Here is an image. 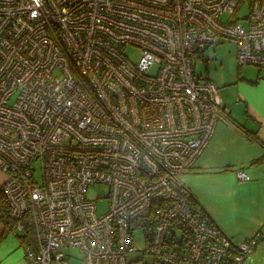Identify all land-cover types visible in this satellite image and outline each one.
I'll list each match as a JSON object with an SVG mask.
<instances>
[{
    "label": "built area",
    "instance_id": "obj_1",
    "mask_svg": "<svg viewBox=\"0 0 264 264\" xmlns=\"http://www.w3.org/2000/svg\"><path fill=\"white\" fill-rule=\"evenodd\" d=\"M222 39L238 67H264V0H0V190L11 232L26 234L27 213L33 223L27 264L62 263L67 247L89 264L252 253L257 238L202 218L183 178L232 121L219 87L195 75L196 55ZM94 183L108 186L101 213Z\"/></svg>",
    "mask_w": 264,
    "mask_h": 264
},
{
    "label": "crops",
    "instance_id": "obj_2",
    "mask_svg": "<svg viewBox=\"0 0 264 264\" xmlns=\"http://www.w3.org/2000/svg\"><path fill=\"white\" fill-rule=\"evenodd\" d=\"M221 99L232 121L217 124L194 167L183 178L200 208L223 231L237 239L257 238L256 252L264 243V146L249 141L244 128L256 130L264 141V67H238ZM256 159L259 161L252 162ZM237 169L249 172L250 179L238 180ZM5 177L0 171V183ZM2 231L0 222V235ZM18 241L10 236L0 238V264L4 255L18 248ZM62 252L65 261L52 264H89L75 247ZM23 258L19 254L8 264H26ZM143 258L142 251H135L126 264H145Z\"/></svg>",
    "mask_w": 264,
    "mask_h": 264
},
{
    "label": "rangeland",
    "instance_id": "obj_3",
    "mask_svg": "<svg viewBox=\"0 0 264 264\" xmlns=\"http://www.w3.org/2000/svg\"><path fill=\"white\" fill-rule=\"evenodd\" d=\"M247 0H245L246 2ZM242 13L241 11H239ZM235 43L233 40L222 39L220 42L216 44H209L206 48L202 50V52L196 55L195 60V72L197 76L200 77H208L212 80L217 87L219 88L220 97L223 96V89L227 87L229 84V80L232 76H234V72L238 68L236 60V49ZM36 176V175H35ZM38 176V170H37ZM39 177V176H38ZM37 177V178H38ZM108 186L104 183H94L88 186L87 188V196L97 201L98 212H104L107 207V199L106 195L108 193ZM102 198L100 199V197ZM6 236L15 237L18 241L17 236L14 235L13 232H9ZM142 232L138 230L136 232V241L138 244L142 243ZM2 249V248H0ZM1 251V250H0ZM25 250L22 245L18 244V248L13 250L11 253L3 256V264H8L11 261L17 259L19 257L23 258L25 256ZM245 260L242 264H264V243L258 246V250L256 252L253 250L252 253H249L245 256ZM23 261L27 259L23 258ZM150 259L144 255L142 261L145 264H150ZM17 264V263H15ZM18 264H21L18 263Z\"/></svg>",
    "mask_w": 264,
    "mask_h": 264
},
{
    "label": "trees",
    "instance_id": "obj_4",
    "mask_svg": "<svg viewBox=\"0 0 264 264\" xmlns=\"http://www.w3.org/2000/svg\"><path fill=\"white\" fill-rule=\"evenodd\" d=\"M244 132H245V136L248 138L249 141L251 142H256L258 144H260V146H264V141H262L256 130L251 131V130H246L244 128ZM259 161V159L253 160L252 162H257ZM7 201L5 196L2 194V191L0 190V222L3 225V231L0 235V238H3L6 236V234H8L9 232H11V227H12V223L13 220L12 218H10L9 215V206H7ZM195 205V210L201 215L202 218H207L208 220L213 221L210 217H208V215L202 210V208H200L197 200L194 198V203ZM25 217V229H26V234L24 236H21L18 238V242H20V245L23 246V248H25L26 246H31L32 248L36 247V242L35 240V236H34V227H33V223L31 221L30 215L29 213L26 214ZM151 264V263H150ZM155 264V263H153Z\"/></svg>",
    "mask_w": 264,
    "mask_h": 264
}]
</instances>
